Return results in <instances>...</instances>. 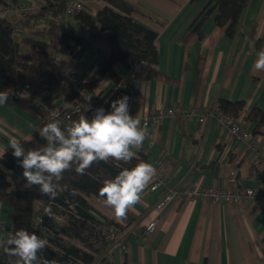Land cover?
<instances>
[{
  "label": "crops",
  "instance_id": "0c3cea01",
  "mask_svg": "<svg viewBox=\"0 0 264 264\" xmlns=\"http://www.w3.org/2000/svg\"><path fill=\"white\" fill-rule=\"evenodd\" d=\"M136 10L132 19L156 34L157 70L161 78L142 83L136 99L130 100V114L140 122L151 109L211 107L219 100L243 102L239 114L245 118L253 106L264 110V71L253 68L256 55L264 50V0H250L241 16L238 33L229 39L224 29L210 18L203 25V40L196 37L181 41L183 32L209 0H124ZM21 3H28L22 0ZM104 7L102 0H87L82 12L95 17ZM64 32L88 33L83 44L71 56L58 55L60 73L74 76L85 84L110 50L98 26L86 30L77 20L65 18ZM202 60V62H201ZM116 72L124 76L125 69ZM116 88L109 78L98 84L95 92L109 98ZM27 103L0 107V156L9 149V140H28L39 132L40 120ZM32 113V114H31ZM260 151L251 152L244 143L233 141L228 132L215 125L165 119L160 127L146 130L140 148L156 174L141 194L140 201L126 217L136 232L125 250L115 251L110 259L94 264H264V181L253 175L264 168V130L256 134ZM153 141L154 145L149 146ZM234 175L242 189L259 192L263 198L243 205H218L200 200L171 202L162 210L155 206L166 189L224 186ZM163 177L165 188L150 191L153 181ZM14 184L22 179V169L8 173ZM91 207L122 231L125 218L117 220L102 200L91 199ZM156 221L155 231L144 237L142 229ZM11 209L0 201V237L8 238Z\"/></svg>",
  "mask_w": 264,
  "mask_h": 264
},
{
  "label": "trees",
  "instance_id": "16d2710c",
  "mask_svg": "<svg viewBox=\"0 0 264 264\" xmlns=\"http://www.w3.org/2000/svg\"><path fill=\"white\" fill-rule=\"evenodd\" d=\"M22 0H3L7 7H13ZM43 5L35 13L17 18L15 24L8 17L0 20V91L8 90L9 99L5 106L11 108L27 103L30 107L34 98L53 108L72 113V119L91 116L88 101L63 76L56 64L58 55L71 56L83 44L77 33L62 31L64 12L69 0H41ZM250 0H209L200 13L183 32L181 41L185 44L193 37L204 38L203 25L210 18L213 23L224 29L226 36L234 40L242 14ZM104 7L93 18L82 11L72 17L86 30L98 26L99 33L105 35L103 42L108 46V56L98 65L93 77L83 84L85 91L94 93L104 78L112 80L116 88L107 99L95 92L90 101L94 108H108L111 101L124 95L130 100L137 98L142 83L161 78L157 70L158 51L156 34L132 19L135 8L124 0H102ZM202 62V60H201ZM125 69L124 76L116 72V67ZM18 85H29L32 95L21 98L10 90ZM219 109L228 116L239 117L244 108L243 102L231 103L219 100ZM79 109V111H77ZM245 121L253 125V135L264 130V110L253 106ZM48 121L40 122L39 129ZM39 132H31L28 140L19 141L25 149L38 148L45 144ZM8 149L0 156V201L6 202L11 209L9 233L24 229L36 233L47 240L45 248L38 253L51 264H94L104 261L107 243L101 237L103 225L111 221L97 213L90 205L91 199H99L98 191L105 180L112 179L122 167H134L140 161L147 162L143 153L128 164L110 160L95 163L80 175L75 165L66 171L58 182L57 196L49 200L39 193L38 186L30 189L23 187V178L12 184L8 173L19 167ZM259 181H264V168L253 173ZM101 200V199H99ZM50 214H43L49 223L47 229L38 226L36 217L46 208ZM10 247V246H5ZM18 258L0 249V264H17Z\"/></svg>",
  "mask_w": 264,
  "mask_h": 264
},
{
  "label": "clouds",
  "instance_id": "9594fccd",
  "mask_svg": "<svg viewBox=\"0 0 264 264\" xmlns=\"http://www.w3.org/2000/svg\"><path fill=\"white\" fill-rule=\"evenodd\" d=\"M253 68L264 71V50L257 53ZM8 99V90L0 91V107ZM87 101L91 116H81L66 127H61V122L55 120L40 128L38 134L45 140V144L40 147L26 150L15 138L9 140L11 155L22 169L24 188L38 186L41 195L54 200L58 182L73 165L75 172L83 175L95 163L112 160L126 165L136 158L137 153L132 149L143 145L146 130L130 114V97L124 95L111 101L107 109H93L91 96ZM117 167H120V171L112 179L103 182L98 198L112 209L113 216L119 220L125 218L127 212L140 201L141 194L152 182L156 169L151 163L144 161L131 168L121 165ZM44 211L50 214L51 208L46 207ZM47 243V240L41 239L36 233H29L24 229L9 233L6 240L0 239V247L16 256L17 264H51L38 255Z\"/></svg>",
  "mask_w": 264,
  "mask_h": 264
},
{
  "label": "built area",
  "instance_id": "2783aa9c",
  "mask_svg": "<svg viewBox=\"0 0 264 264\" xmlns=\"http://www.w3.org/2000/svg\"><path fill=\"white\" fill-rule=\"evenodd\" d=\"M0 0V20L4 17L11 19L13 24L16 23L17 18L20 16H26L35 13L43 5L41 0H27L28 3H20L13 7H7ZM87 0H69L66 3L64 17H73L78 11H82L84 3ZM64 76V75H63ZM73 83L74 87L79 91L81 95L87 98L91 96V100L95 98V92L89 93L84 90L83 83H81L74 76L68 77ZM10 93H18L21 98H28L32 95V89L29 85H18L10 90ZM26 94V95H24ZM32 111L39 117L40 121L54 122L59 120L61 127L70 126L72 121V113L69 111H62L58 106L48 108L44 106L39 97L34 98L31 105ZM165 119L182 120L184 122L193 121L199 125H210L214 123L218 127L225 129L230 138L238 143H244L247 148L256 154L260 151L256 135L244 125L240 118H235L226 115L222 112L218 105L215 104L211 107H186L180 109H151L145 113L141 120V126L145 130L151 126L160 127ZM154 142L150 141L149 146H153ZM166 182L163 177L156 178L150 186V191L155 192L160 188H165ZM263 198L259 192H255L251 189H242L234 175H231L226 179L224 186L217 187H194L191 188L187 185L181 186L180 189H166L163 197L157 203L155 208L162 210L164 206L171 202H177L181 200H200L204 203H214L218 205H243L244 203L253 199ZM43 214H46L43 210L41 214L36 217V222L43 231H45L49 225L45 221ZM125 228L122 231H118L114 226L103 225L101 230V237L104 242L107 243L103 255L104 258L110 259L115 251L125 250L130 240L135 239L136 232L130 219L125 217ZM156 228V221L148 223L143 229L142 234L144 237H149ZM1 249V247H0Z\"/></svg>",
  "mask_w": 264,
  "mask_h": 264
},
{
  "label": "water",
  "instance_id": "95a60500",
  "mask_svg": "<svg viewBox=\"0 0 264 264\" xmlns=\"http://www.w3.org/2000/svg\"><path fill=\"white\" fill-rule=\"evenodd\" d=\"M80 37L84 38V39H86V38H95V35H93V34L89 35L88 33H83V34L80 35Z\"/></svg>",
  "mask_w": 264,
  "mask_h": 264
},
{
  "label": "rangeland",
  "instance_id": "374dc122",
  "mask_svg": "<svg viewBox=\"0 0 264 264\" xmlns=\"http://www.w3.org/2000/svg\"><path fill=\"white\" fill-rule=\"evenodd\" d=\"M31 108V107H30ZM160 108H163V107H160ZM160 108H156V109H160ZM172 109H174V108H172ZM176 110V109H175ZM32 113H33V115H35L38 119H39V117L32 111V108H31V110H30ZM31 113V114H32ZM40 120V119H39ZM0 239H2L1 237H0Z\"/></svg>",
  "mask_w": 264,
  "mask_h": 264
}]
</instances>
